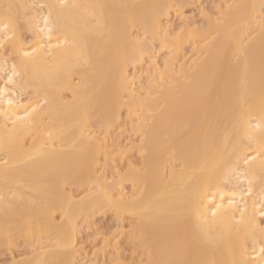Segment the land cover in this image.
I'll use <instances>...</instances> for the list:
<instances>
[{"label":"bare ground","instance_id":"6f19581e","mask_svg":"<svg viewBox=\"0 0 264 264\" xmlns=\"http://www.w3.org/2000/svg\"><path fill=\"white\" fill-rule=\"evenodd\" d=\"M176 1L0 0V247L10 250L0 264H77V219L101 197L147 221V264H264V0H236L201 64L165 91L143 171L127 177L135 200L65 193L82 173L96 179L86 128L109 123L135 90L133 29L162 31ZM250 20L256 36L245 43ZM34 237V256L11 250Z\"/></svg>","mask_w":264,"mask_h":264},{"label":"rangeland","instance_id":"374dc122","mask_svg":"<svg viewBox=\"0 0 264 264\" xmlns=\"http://www.w3.org/2000/svg\"><path fill=\"white\" fill-rule=\"evenodd\" d=\"M179 2L168 4L166 14L164 13L160 19L161 25L164 27H162L163 30L161 28L163 32L160 30L158 32L160 34L155 32L157 36L141 27L133 29L132 37L141 47V57L137 59L136 65H133L136 68L132 65L128 66L127 75L130 82L135 81L132 82L133 90H135L131 92L132 95L127 94L125 99L129 97L128 102L126 103L124 99L125 103L117 110V115L109 123L93 119L90 126L86 128L88 131L86 136L92 139L90 142L93 148L85 151L82 155L85 159L94 161L96 170L94 177L96 179L92 178L95 181L88 180L82 173L83 180L79 179L76 183L69 182L64 185L65 193L75 195L77 200L81 201L88 194H97L94 199H98L101 197L98 193L100 191L108 193L111 199H117L116 201L119 202L135 200L137 186L127 177L132 172L130 170L137 171V173L143 171L144 141L147 140V132L153 125L155 116L165 107L163 104L165 91L176 87V82L182 81L180 78L182 79L189 69L197 68V65L203 60L202 57L207 53L206 51L210 49L207 46L211 47L212 42H215L220 36L218 31L228 20L227 16L229 18V14L238 7L236 0H181ZM259 14L264 20V5ZM250 22L252 23L250 20L249 24H245L248 27L247 32L245 31L246 27L242 26V32H246L243 37L247 35L244 37L245 43L256 36V25H250ZM161 34L163 35L161 36ZM167 34L170 36L168 37ZM25 35L23 36L24 41L26 39L25 42L30 44L31 36ZM166 37L170 42L172 41L171 44ZM173 43L174 45H172ZM187 66L191 68L187 70ZM167 67L169 68L167 69ZM176 75L180 76L179 80ZM74 80L75 84L79 83L78 77L75 76ZM173 83L175 84L173 85ZM64 96L67 101H70L69 93H64ZM22 98L25 102L27 97ZM131 98L133 103L137 102V106L133 104V107ZM138 101L141 105H138ZM142 102L143 105L145 103L144 106ZM142 127H146V129L144 128V130ZM102 199L101 197L99 200ZM100 201L99 203H101ZM36 202L39 201L36 200ZM102 203L106 204H99L101 207L98 204L94 207L93 205L84 207L80 213L81 216L79 215L80 217L77 219L76 263L147 264L148 260L144 252L153 243L152 240L149 242L150 235L145 228L147 221H142L140 216L128 215L122 209L123 213L121 210L119 212L107 202L103 201ZM55 214L58 223L66 222V217H63L61 212L57 211ZM143 232L145 233L142 234ZM41 241L47 245L46 238ZM39 245V240L36 237L27 240L19 238L11 250L19 256L24 254L25 256H34ZM9 251L7 247H0V254L8 255Z\"/></svg>","mask_w":264,"mask_h":264}]
</instances>
